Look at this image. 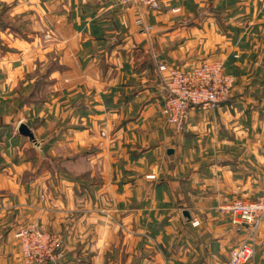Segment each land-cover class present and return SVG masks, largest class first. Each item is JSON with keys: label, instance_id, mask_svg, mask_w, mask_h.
I'll return each mask as SVG.
<instances>
[{"label": "crops", "instance_id": "crops-1", "mask_svg": "<svg viewBox=\"0 0 264 264\" xmlns=\"http://www.w3.org/2000/svg\"><path fill=\"white\" fill-rule=\"evenodd\" d=\"M0 2L37 38V129L23 122L37 134V160L47 151L65 167L37 165L29 187L3 168L0 210L21 214L12 226L37 219L64 230V264L226 263L247 234L218 205L255 197L264 181V0H164L158 10L113 0ZM223 22L237 82L218 107L189 111L176 133L161 115L158 63L188 66L186 52L217 50L210 39L225 38ZM10 240L0 236V264H18ZM244 264H264V222Z\"/></svg>", "mask_w": 264, "mask_h": 264}, {"label": "rangeland", "instance_id": "rangeland-1", "mask_svg": "<svg viewBox=\"0 0 264 264\" xmlns=\"http://www.w3.org/2000/svg\"><path fill=\"white\" fill-rule=\"evenodd\" d=\"M219 10H221L219 11L221 13L224 12L222 8H220ZM220 26L221 27L219 29V32L220 34L225 36L224 34L227 31L226 23L223 22L220 24ZM33 31L34 28L32 26V23L28 22L27 18L20 16H8L6 6L3 5L2 2H0V124H2L5 120L9 121L10 118L13 119L12 122L9 123V125L4 126V129L0 128V172H4L3 168L10 164L13 173H21V175H23L24 177L22 178L24 182H21L20 180V183H17L18 186L24 184V186L27 185V187L30 186L32 177L34 175H37V165H39L43 170H46L47 172H50V170L53 173H61L65 171V167L63 166V164H61L62 156L58 155L57 158H54V156H50L49 152L46 151L44 152L43 156H38L40 159H42V161L37 160V134L34 133L36 139V144H34L33 142L29 141L28 138H23V136H19L16 130L17 123L20 120H22V122H26L29 126H31V128L37 129V68L36 70H32L34 68H30L34 64V53L31 47H37V38L31 37V35H34ZM189 40H191L189 46L194 48L195 46H193V43L195 42L197 45H199V38H190ZM210 41L211 43L217 41L215 43L216 46H219V48L216 50L211 45L210 47L211 49H213L206 54H204L205 52L199 54V48H196L194 52L190 50L183 54L182 57H186L191 61V63H196L204 59H213L214 57H224L223 59L225 60L226 66L228 67V64L230 63L228 62V57L230 56V53L227 52L226 36L225 38L221 37L220 40L210 39ZM199 55L202 56L199 58ZM235 59L239 58L236 57ZM164 61L170 64H178V60H176V58L175 60L171 59ZM231 73L236 77L234 83L235 86L237 82L238 73ZM41 90L43 91L41 93H44L45 88L44 90L43 88ZM25 105L26 107H32V110L24 109L23 106ZM5 113H10V115H5ZM3 125L4 124H2L1 127ZM24 139L27 143L26 146L23 147L18 145V141ZM20 162L27 164V168L25 170H21L17 166V163ZM13 165L15 167H13ZM1 192H3V190L0 189V197ZM242 198L250 197L242 196ZM40 199L43 198L41 197ZM14 208H7L6 211L0 210V227H2L3 229L0 230V236L3 239L6 237L9 238L10 235L11 253L15 255L17 261L16 263L26 264L23 261L20 246L18 241L14 237V233L18 227L26 223L37 224L38 222L37 219H33L27 221L26 223L21 222L20 224L12 226L13 222H15V217L18 219L21 215L19 213H15L17 212V208ZM101 211L104 212V214L106 215L107 211H105L104 209ZM106 216L108 217V219H111L110 215ZM38 224L42 227L44 231L57 236L63 248V256L61 259H59L57 262L45 263L64 264L66 262L65 260L68 258L69 251L66 244L67 241H65L66 238L63 235L64 233H62L64 232V230L51 231L45 228L42 224ZM90 235L93 238L96 234L95 232H91ZM79 239L76 236L71 239L72 242H76V248H74L76 251L79 247L77 244L80 245V241H82L81 238ZM88 247L89 248L86 250L87 256H90L92 253H96L97 248L95 244L94 246L90 245ZM7 251L9 252L8 247ZM0 252L1 254L5 253L3 248H0Z\"/></svg>", "mask_w": 264, "mask_h": 264}, {"label": "built area", "instance_id": "built-area-1", "mask_svg": "<svg viewBox=\"0 0 264 264\" xmlns=\"http://www.w3.org/2000/svg\"><path fill=\"white\" fill-rule=\"evenodd\" d=\"M163 1L113 0L117 5H142L153 10H158ZM158 71L162 73L165 91L161 115L175 132L182 130L189 111L197 108L214 109L227 101L236 80L235 75L227 71L224 59H204L188 66L162 61L158 63ZM218 209L221 213L230 214L231 222L247 234L230 250L224 264H244L254 254L257 229L264 222V181L255 197H236L219 204ZM191 225H199V220L192 219ZM14 237L26 264L53 263L63 256L62 244L57 236L44 231L38 223H26L18 227Z\"/></svg>", "mask_w": 264, "mask_h": 264}, {"label": "water", "instance_id": "water-1", "mask_svg": "<svg viewBox=\"0 0 264 264\" xmlns=\"http://www.w3.org/2000/svg\"><path fill=\"white\" fill-rule=\"evenodd\" d=\"M17 132L26 138H28L29 141L36 143L35 135L31 128L28 127L27 124L20 122L17 126ZM171 152V150L169 151Z\"/></svg>", "mask_w": 264, "mask_h": 264}]
</instances>
